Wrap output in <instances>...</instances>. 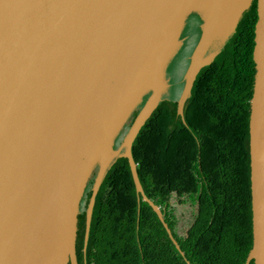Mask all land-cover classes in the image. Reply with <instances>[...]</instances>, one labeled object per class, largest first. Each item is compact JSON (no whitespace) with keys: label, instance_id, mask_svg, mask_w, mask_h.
<instances>
[{"label":"water","instance_id":"1","mask_svg":"<svg viewBox=\"0 0 264 264\" xmlns=\"http://www.w3.org/2000/svg\"><path fill=\"white\" fill-rule=\"evenodd\" d=\"M251 1L0 0V264H76L83 193L94 177L85 243L95 195L117 159L127 161L136 195L179 251L159 207L143 194L131 146L170 97V67L187 42L189 18L200 24L176 98L182 122L196 76L221 52ZM255 13L252 242L244 264H264V0H256Z\"/></svg>","mask_w":264,"mask_h":264},{"label":"trees","instance_id":"2","mask_svg":"<svg viewBox=\"0 0 264 264\" xmlns=\"http://www.w3.org/2000/svg\"><path fill=\"white\" fill-rule=\"evenodd\" d=\"M252 12L199 71L183 108L184 122L176 115L180 77L131 146L143 194L159 207L179 251L151 208L136 195L127 161L117 159L95 199L87 264H244L252 242L248 155L256 20ZM172 197L194 206L183 234L177 231ZM83 225L81 211L76 254L82 248Z\"/></svg>","mask_w":264,"mask_h":264},{"label":"rangeland","instance_id":"3","mask_svg":"<svg viewBox=\"0 0 264 264\" xmlns=\"http://www.w3.org/2000/svg\"><path fill=\"white\" fill-rule=\"evenodd\" d=\"M194 42H196V38L190 42V45L188 44V42L185 43L184 48L175 58L172 66L170 67L171 75L169 76L171 78V82H176L177 79L180 78L183 75L184 71L186 70L187 57L191 52ZM170 204L176 213V218H177L176 227L178 234H183L187 230L188 226L192 221L194 206L192 207L189 204V202L185 204H180L177 198L175 197L171 198Z\"/></svg>","mask_w":264,"mask_h":264},{"label":"flooded vegetation","instance_id":"4","mask_svg":"<svg viewBox=\"0 0 264 264\" xmlns=\"http://www.w3.org/2000/svg\"><path fill=\"white\" fill-rule=\"evenodd\" d=\"M255 6H256V0H252L249 8L242 13V16H241L239 22L244 18L245 14L247 12H250L252 10H253L252 13L256 17ZM239 22H238V24H239ZM199 24H200V22L198 21V18L196 16H191L189 18V20L187 21L186 28H185L186 32H185L184 35L187 37V42H188L189 45H190V42L192 40H194L195 38L197 40V37H198L197 36L198 35L197 31H198ZM238 24H237V26H238ZM187 42H185V43H187ZM185 43L183 45V48L185 46ZM102 182H103V180H102ZM102 182H101V184H102ZM93 183H94V177H92L88 181V184H87V186L85 188V191L83 193V196H82V199H81V202H80V207H79V213H81V211H84V225H83L84 234H85V213H86V209H87V206H88V203H89V200H90V196L92 194ZM101 184L99 185V188H98L97 193L95 195L94 203H95L96 196L98 195V193L101 190ZM92 213H93V210H92ZM91 217H92V215H91ZM90 220H91V218H90ZM78 230H79V232H81V230L77 227V231ZM77 231H76V233H77ZM84 234H83V243H82V248L80 249V253L78 252V254H76V250H75V261H76V264H87V262H88L87 259H86V246H87V242H88V236H87L86 242L84 243ZM75 246H76V240H75Z\"/></svg>","mask_w":264,"mask_h":264}]
</instances>
